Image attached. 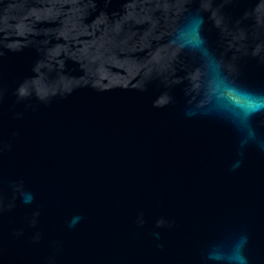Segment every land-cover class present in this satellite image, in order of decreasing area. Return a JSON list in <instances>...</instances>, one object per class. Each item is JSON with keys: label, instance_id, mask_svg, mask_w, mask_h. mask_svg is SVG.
Returning <instances> with one entry per match:
<instances>
[{"label": "water", "instance_id": "95a60500", "mask_svg": "<svg viewBox=\"0 0 264 264\" xmlns=\"http://www.w3.org/2000/svg\"><path fill=\"white\" fill-rule=\"evenodd\" d=\"M0 264H264V0H0Z\"/></svg>", "mask_w": 264, "mask_h": 264}]
</instances>
